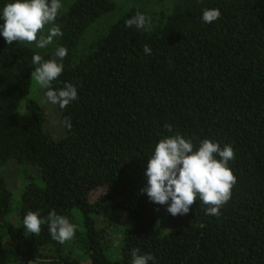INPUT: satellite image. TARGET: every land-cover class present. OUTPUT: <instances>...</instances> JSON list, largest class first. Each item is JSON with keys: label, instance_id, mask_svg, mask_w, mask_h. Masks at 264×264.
Wrapping results in <instances>:
<instances>
[{"label": "trees", "instance_id": "16d2710c", "mask_svg": "<svg viewBox=\"0 0 264 264\" xmlns=\"http://www.w3.org/2000/svg\"><path fill=\"white\" fill-rule=\"evenodd\" d=\"M206 8H218L220 17L204 23ZM114 10L110 0H74L55 21L63 36L45 50L0 37V223L8 237L0 264L47 248L60 264H130L132 249L152 254L156 264H264V0H177L165 23L147 30L126 25L137 12L149 17L131 9L102 46L77 58L87 30ZM57 45L68 51L51 87L71 83L78 99L65 109L56 105L65 135L55 140L30 95L38 66L32 56L52 59ZM165 125L233 146L236 184L219 216L206 215L197 198L187 215L173 217L143 193L147 159L173 134ZM11 162L36 167L41 179L24 184L18 225L1 174ZM37 210L49 222L52 212L78 217L75 250L53 239L48 223L38 235L28 232L23 217ZM114 212L128 222L119 257L110 259L111 229L95 216Z\"/></svg>", "mask_w": 264, "mask_h": 264}, {"label": "clouds", "instance_id": "9594fccd", "mask_svg": "<svg viewBox=\"0 0 264 264\" xmlns=\"http://www.w3.org/2000/svg\"><path fill=\"white\" fill-rule=\"evenodd\" d=\"M63 7V0H7L0 7V37L9 45L14 41L27 42L34 43L37 49H46L63 36L61 27L55 23ZM220 15L218 8H206L202 10L201 19L204 23H213ZM126 25L147 30L150 18L137 12L126 21ZM67 51L57 45L52 59L45 60L39 53L32 56L33 65H38L32 75L37 84L47 89L46 102L58 105L60 109L67 108L78 99L77 88L71 83H64L59 90L51 87L52 81L64 70L63 59ZM143 52L151 55L152 49L144 45ZM65 123L70 127L68 121ZM165 127L173 134L159 139L147 159L143 193L150 202L166 205V211L173 217L187 215L197 198L200 204L207 206L206 215L219 216L221 207L231 199L232 188L236 184V177L229 166L235 158L233 146L225 144L221 147L214 140H200L173 132L171 125ZM49 217L50 222L40 211H29L23 217V225L28 232L38 235L41 226L48 223L53 239L61 243L74 237L77 226L67 217L56 216L54 212ZM130 255V264H156L152 254L141 253L139 249H132Z\"/></svg>", "mask_w": 264, "mask_h": 264}, {"label": "rangeland", "instance_id": "374dc122", "mask_svg": "<svg viewBox=\"0 0 264 264\" xmlns=\"http://www.w3.org/2000/svg\"><path fill=\"white\" fill-rule=\"evenodd\" d=\"M115 4V10L103 17L102 19L96 21L85 33L79 47L77 48V58H82L84 55L96 50L105 42L107 33L110 27L127 11L131 9H137L144 11L148 14L150 18V28L161 26L165 23L167 17L170 15L177 0H110ZM74 0H63L64 7L61 12L66 13L69 7L72 5ZM51 27V26H47ZM47 27L45 31H47ZM57 39L48 48L54 47ZM26 47L33 50H45L35 48L34 43L30 44L27 42H22ZM30 97L38 102V104L45 110L47 115L46 129L50 132L52 139H60L65 135V128L63 126L60 112L56 105H52L46 102L45 89L42 88L33 77L32 90ZM20 114L26 116L27 111L24 107V103H21ZM29 115V113H28ZM1 174L7 182V186L13 196V215L11 221L14 225L20 223L19 207L21 203V193L22 188L26 181L29 179H34L35 182L41 183L39 177L38 169L34 166L18 165L15 162L7 164L1 171ZM95 196L92 197V200ZM95 220L98 226H109L113 236V240L110 243L111 246L107 252L110 259H116L119 257V242L123 232V229L127 225V218L123 212H114L110 216H95ZM167 216L163 215L164 231L169 229V225L166 222ZM72 223L79 221L78 217L75 216L74 219L70 220ZM75 235L72 239L67 240L68 249L75 250V245H73ZM8 244L7 233L0 223V250ZM66 250V252H67ZM9 264H60L59 259L55 257V254L51 249H40L32 259L29 260H17L10 262Z\"/></svg>", "mask_w": 264, "mask_h": 264}]
</instances>
